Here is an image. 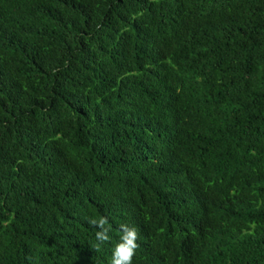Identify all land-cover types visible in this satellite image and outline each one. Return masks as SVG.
<instances>
[{
	"label": "trees",
	"instance_id": "obj_1",
	"mask_svg": "<svg viewBox=\"0 0 264 264\" xmlns=\"http://www.w3.org/2000/svg\"><path fill=\"white\" fill-rule=\"evenodd\" d=\"M122 224L132 264H264V0H0V264Z\"/></svg>",
	"mask_w": 264,
	"mask_h": 264
},
{
	"label": "clouds",
	"instance_id": "obj_2",
	"mask_svg": "<svg viewBox=\"0 0 264 264\" xmlns=\"http://www.w3.org/2000/svg\"><path fill=\"white\" fill-rule=\"evenodd\" d=\"M89 224L95 226L98 230L96 232V238L100 243L109 241L110 227H106L109 224L108 218L100 216L98 218H92L88 221ZM122 235L120 241L116 244L111 264H132L135 251L138 248V233L135 227H129L127 224L120 226Z\"/></svg>",
	"mask_w": 264,
	"mask_h": 264
}]
</instances>
